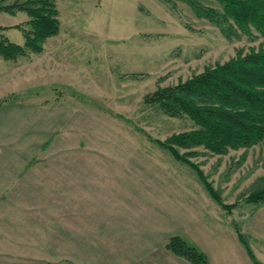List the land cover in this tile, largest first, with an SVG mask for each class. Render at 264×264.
<instances>
[{
    "label": "rangeland",
    "instance_id": "obj_1",
    "mask_svg": "<svg viewBox=\"0 0 264 264\" xmlns=\"http://www.w3.org/2000/svg\"><path fill=\"white\" fill-rule=\"evenodd\" d=\"M198 1L223 9L216 0ZM56 4L60 32L44 43L45 52L10 62L0 58V264H122L126 259H96L100 229L129 228L140 235L150 221L158 227L190 224L192 215L208 226L205 248L206 237L214 235L213 264H222L215 255L222 241L237 252L232 264H254L248 253L244 263L234 244L246 250L231 217L195 170L157 144L197 126L187 116L146 104L144 97L264 47V35L254 27L227 33L186 0ZM27 18L0 12L6 28L0 32L23 45V33L8 25ZM48 50L54 69L44 72ZM192 150L198 154L188 158L222 199L236 203L240 225L247 195L264 185V141L225 154L203 146ZM250 213L259 220L264 206ZM106 219L129 227L99 224ZM181 226L175 230L185 235L188 225ZM243 233L264 263V239Z\"/></svg>",
    "mask_w": 264,
    "mask_h": 264
},
{
    "label": "trees",
    "instance_id": "obj_2",
    "mask_svg": "<svg viewBox=\"0 0 264 264\" xmlns=\"http://www.w3.org/2000/svg\"><path fill=\"white\" fill-rule=\"evenodd\" d=\"M188 1L198 15L218 24L225 32L235 28L245 32L251 27L264 35V0H216L223 9L204 6L198 0ZM26 12L29 20L17 25L24 37L23 45L0 33V57L17 61L30 52L43 53L44 43L60 32L61 22L56 0H16L4 4L0 12ZM28 25V28H25ZM0 26V30H5ZM144 102L159 105L170 116H187L197 128L172 134L157 144L173 157L188 164L200 178L210 196L228 213L240 242L254 264H264L255 255L239 223L234 218L236 203H226L208 181L199 166L188 157L198 154L192 148L203 146L216 154L230 149L249 148L264 141V47L239 52L224 63L207 66L202 72L175 85L158 87L148 93ZM179 148L189 151L181 153ZM264 165V162H263ZM247 203L264 202V185L254 188ZM167 247L193 264H208V257L180 236H171Z\"/></svg>",
    "mask_w": 264,
    "mask_h": 264
},
{
    "label": "crops",
    "instance_id": "obj_3",
    "mask_svg": "<svg viewBox=\"0 0 264 264\" xmlns=\"http://www.w3.org/2000/svg\"><path fill=\"white\" fill-rule=\"evenodd\" d=\"M22 13H26V12L17 11L16 13H13V14L8 13V14H10L13 17H16ZM28 19L29 18L24 19V20L22 19V20H20V22L11 23L8 25L10 27L8 29L16 28L17 25H19L20 23H22L24 21L25 22L28 21ZM17 29H19V28H17ZM2 34H4V33L2 32ZM46 50H47V48H46ZM50 51L48 50V53H49L48 56H47V54H45L47 56V58H49V59L47 60L48 63L46 64V68H45L44 72L46 70H49V69H54V62H52V63L49 62L50 61V56H49ZM0 58H2V57H0ZM6 61L10 62L11 60H6ZM259 205L264 206V203L255 204V203H247L246 202L243 205V207H244V209H246V211L248 210V212L246 214H241L242 218L240 217L238 219V221L241 219L240 220V227H241L243 232H249L250 235H252V236H259L260 238L264 239V232H263L264 227L262 224V219L264 221V215H260L261 219L258 218L259 220L250 219L252 216V214L250 212L255 208V206H259ZM12 206H16V205H12ZM14 209H17V208L14 207ZM18 209L22 210L23 208L18 207ZM17 215H19V214H17ZM21 215H22V213H20V217H21ZM238 216H240V215H238ZM249 219H250V221H249ZM203 221L201 220L200 223L196 222L195 219L193 220V215L191 217V220H190L191 223L190 224H188L187 222L183 223L184 221H182V223H183L182 226L188 225V226H186V229H188V230L185 231V235L181 234V232H177L175 230V227L176 226L180 227L182 223H180V224L175 223V225H174V223L171 224V222L160 224V227H158L156 224V221H150L147 224L148 227L145 230H142L143 234H140V235L137 234L134 229H129V228L100 229V232L103 235L101 234V236H102L101 239H97V237L95 238L96 259H100V258L103 259L105 257L106 258H115L118 260H121V259L125 260L126 259L125 263H122V264H193L189 260L174 254L172 251H170L168 249V247H167L168 241H169L171 236L175 235V236H180L189 245H192V246L196 247L198 250L205 253L208 257V264H213V257H215V256L210 254L209 248H210V244L213 241L214 235L206 237V245L207 246L205 248V246H204L205 241L203 238L205 237L204 236L205 234H210V232L207 229V227H208L207 225L205 226V225L201 224V222H203ZM219 221L223 222V220H219ZM247 221H249V222H247ZM95 224H98V223L95 222ZM99 224H101L103 226H110V227H112V226H116V227L117 226H119V227L127 226V227H129V225H127L126 221H124V220H122L120 222L117 220L108 222L106 219V221L105 220L100 221ZM233 234H234V232L231 234L230 237L232 238L233 241H235V237H233ZM222 243L224 246L222 247V249L220 248L217 252H215V255L219 256V258L222 259V264H232L230 261L231 255L232 254L237 255V252L230 249V247H228V249H227L225 247L226 246L225 241H222ZM234 247H236V249L239 250V254H242L241 257H243L242 259H243L244 263H247V257H246L247 251L246 252L242 251V246L239 243H235ZM232 258H233V255H232ZM101 262H102V264H106L104 259ZM117 263L118 262L116 261V264ZM111 264H113V260H111ZM217 264H221V263L217 262Z\"/></svg>",
    "mask_w": 264,
    "mask_h": 264
}]
</instances>
